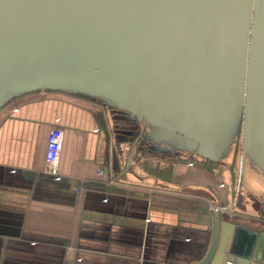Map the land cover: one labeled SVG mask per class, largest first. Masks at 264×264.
<instances>
[{"label":"water","instance_id":"1","mask_svg":"<svg viewBox=\"0 0 264 264\" xmlns=\"http://www.w3.org/2000/svg\"><path fill=\"white\" fill-rule=\"evenodd\" d=\"M228 18L236 22L233 31L223 21ZM218 40L222 51H212ZM218 68L220 88L214 85ZM205 69L209 76L201 79L207 76L203 81L213 86L224 119L239 130L242 165H262L264 0H0V110L39 91L98 101L127 144L131 171L132 162L149 157L196 154L217 161V139L208 135L215 124L212 98L199 115L180 113L171 98L177 84L188 108L187 95L203 85L188 93L184 78ZM231 88L235 96L226 105ZM173 133L186 134L195 145L173 141ZM257 223L224 219L214 209L209 246L194 264H264V218ZM140 257L145 264L144 249Z\"/></svg>","mask_w":264,"mask_h":264},{"label":"crops","instance_id":"2","mask_svg":"<svg viewBox=\"0 0 264 264\" xmlns=\"http://www.w3.org/2000/svg\"><path fill=\"white\" fill-rule=\"evenodd\" d=\"M57 127L60 179L42 175ZM128 153L108 109L91 98L39 91L8 102L0 110V264H140L143 249L145 264H194L210 243V205L229 207L224 219L264 218L238 209V188H228L216 161L149 157L131 171Z\"/></svg>","mask_w":264,"mask_h":264},{"label":"rangeland","instance_id":"3","mask_svg":"<svg viewBox=\"0 0 264 264\" xmlns=\"http://www.w3.org/2000/svg\"><path fill=\"white\" fill-rule=\"evenodd\" d=\"M228 19H224L223 21L226 22V28H231L229 30H234L235 23L232 22V19L228 21ZM218 41H213L210 45L212 51H222V45ZM218 71L220 68L217 69ZM206 69L201 72H193L189 74L187 77L184 78V84L186 85V89L189 93L190 89L193 88L194 85L200 84L202 88H194L190 95L188 96L189 105L186 108L182 102V99L178 97V86L177 84L172 86L171 89V98L174 101L175 109L182 114L189 115L190 111L194 113H198L202 109V105L204 101L209 97L212 98L211 103L209 104L211 111V118L215 121L213 126H210L208 129V135L213 137L212 139L216 141L215 143V152L217 161L215 162V166L217 167L218 172H221V176L224 179L225 183L229 187L238 188L239 191V200H238V209L249 207L253 211H263L264 209V162L260 164L253 163L252 160H247L246 164L242 165L241 159V143H240V134L239 130L236 128L237 125L229 123V121L225 120V112L218 108V102L215 101L213 90L208 82L204 83L203 79L206 74ZM221 71V70H220ZM218 75V79H215L216 87L220 88L219 86V79H220V72ZM218 74V73H217ZM209 76V75H208ZM203 81V82H202ZM202 82V83H200ZM209 85V86H208ZM221 85V83H220ZM183 88V87H182ZM219 90V89H218ZM199 94H195L198 93ZM235 90L234 88L230 89V94L232 95L230 99L225 100L226 105H231L233 101V97ZM232 99V100H231ZM213 106V108H212ZM228 116V115H227ZM200 116L197 117L196 122L199 124ZM201 121V120H200ZM195 125V121H192ZM201 125V124H199ZM198 127V126H197ZM200 128V127H198ZM173 137V141H178L182 145L192 146L194 140L188 137L186 134L181 133H173L171 135ZM181 156V155H179ZM199 160L201 162L204 161L203 158L198 157L196 154L191 156L190 160ZM210 166L211 163H207ZM213 166V165H212ZM263 207V209H261ZM236 221H246L248 224L254 225L252 221L246 220L244 218H235ZM257 223V222H256Z\"/></svg>","mask_w":264,"mask_h":264},{"label":"built area","instance_id":"4","mask_svg":"<svg viewBox=\"0 0 264 264\" xmlns=\"http://www.w3.org/2000/svg\"><path fill=\"white\" fill-rule=\"evenodd\" d=\"M63 139V130L61 127L53 128L49 134L48 139V146L46 151V158H45V168L44 173L58 176L57 173V165L60 157V150H61V144ZM105 173L103 168H99L98 175L103 176ZM211 208L217 209L220 212H228L231 211L229 207L220 205V206H214L210 205Z\"/></svg>","mask_w":264,"mask_h":264}]
</instances>
